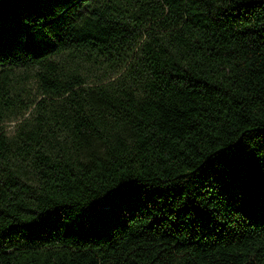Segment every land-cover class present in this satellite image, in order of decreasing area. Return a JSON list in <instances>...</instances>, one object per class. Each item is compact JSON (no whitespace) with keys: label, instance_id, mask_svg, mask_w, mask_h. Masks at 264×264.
Returning <instances> with one entry per match:
<instances>
[{"label":"trees","instance_id":"16d2710c","mask_svg":"<svg viewBox=\"0 0 264 264\" xmlns=\"http://www.w3.org/2000/svg\"><path fill=\"white\" fill-rule=\"evenodd\" d=\"M0 264H264V0H0Z\"/></svg>","mask_w":264,"mask_h":264},{"label":"rangeland","instance_id":"374dc122","mask_svg":"<svg viewBox=\"0 0 264 264\" xmlns=\"http://www.w3.org/2000/svg\"><path fill=\"white\" fill-rule=\"evenodd\" d=\"M29 84H32V80H29ZM14 123V121H7L5 122L4 125V130L6 131H10L12 129V124Z\"/></svg>","mask_w":264,"mask_h":264}]
</instances>
